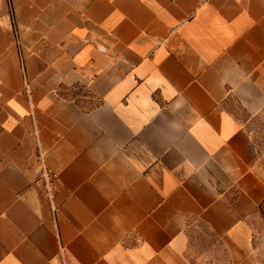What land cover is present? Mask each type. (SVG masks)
Returning a JSON list of instances; mask_svg holds the SVG:
<instances>
[{"label": "crops", "instance_id": "crops-1", "mask_svg": "<svg viewBox=\"0 0 264 264\" xmlns=\"http://www.w3.org/2000/svg\"><path fill=\"white\" fill-rule=\"evenodd\" d=\"M82 87L84 90L82 91ZM264 0H0V264H264Z\"/></svg>", "mask_w": 264, "mask_h": 264}, {"label": "rangeland", "instance_id": "rangeland-1", "mask_svg": "<svg viewBox=\"0 0 264 264\" xmlns=\"http://www.w3.org/2000/svg\"><path fill=\"white\" fill-rule=\"evenodd\" d=\"M230 107L241 120H247L246 126L259 148L261 162L264 166V112L250 118L234 100H231ZM189 233L191 243L188 252L193 262L197 264H229L225 259L221 243L201 222L191 221ZM262 252L264 253V248H262Z\"/></svg>", "mask_w": 264, "mask_h": 264}, {"label": "trees", "instance_id": "trees-1", "mask_svg": "<svg viewBox=\"0 0 264 264\" xmlns=\"http://www.w3.org/2000/svg\"><path fill=\"white\" fill-rule=\"evenodd\" d=\"M80 88H81L82 91L84 90L82 87H80Z\"/></svg>", "mask_w": 264, "mask_h": 264}]
</instances>
